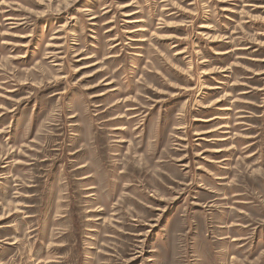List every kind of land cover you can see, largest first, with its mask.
<instances>
[{
	"label": "rangeland",
	"instance_id": "374dc122",
	"mask_svg": "<svg viewBox=\"0 0 264 264\" xmlns=\"http://www.w3.org/2000/svg\"><path fill=\"white\" fill-rule=\"evenodd\" d=\"M0 264H264V0H0Z\"/></svg>",
	"mask_w": 264,
	"mask_h": 264
}]
</instances>
